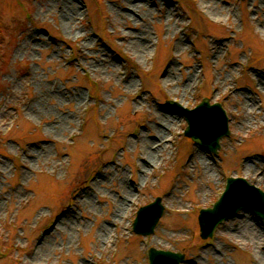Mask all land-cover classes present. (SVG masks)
<instances>
[{
  "label": "rangeland",
  "instance_id": "rangeland-1",
  "mask_svg": "<svg viewBox=\"0 0 264 264\" xmlns=\"http://www.w3.org/2000/svg\"><path fill=\"white\" fill-rule=\"evenodd\" d=\"M67 1L68 27L64 0H0V264H148L150 246L264 264L253 211L208 238L197 221L229 175L264 190V0ZM203 96L229 115L216 153L167 110ZM156 195L153 232H134Z\"/></svg>",
  "mask_w": 264,
  "mask_h": 264
},
{
  "label": "water",
  "instance_id": "water-1",
  "mask_svg": "<svg viewBox=\"0 0 264 264\" xmlns=\"http://www.w3.org/2000/svg\"><path fill=\"white\" fill-rule=\"evenodd\" d=\"M167 103L172 110H179L185 114L189 122L185 129L186 135L207 149L216 151L219 147V138L228 133L227 118L219 103L210 105L205 99L192 110L179 109V104L173 100H168ZM240 207L252 208L264 218V191L247 183L243 178L230 177L224 193L215 206L201 210L199 221L202 236L211 235L214 226L222 218L231 215ZM161 211L159 198L140 208L134 223L137 231L144 233L152 231ZM182 258L183 254L179 252L155 248L150 251V264H178Z\"/></svg>",
  "mask_w": 264,
  "mask_h": 264
},
{
  "label": "bare ground",
  "instance_id": "bare-ground-1",
  "mask_svg": "<svg viewBox=\"0 0 264 264\" xmlns=\"http://www.w3.org/2000/svg\"><path fill=\"white\" fill-rule=\"evenodd\" d=\"M125 1H126L127 6H129V7H133V8H136V9H137V8H140V7L142 6L141 3H132V2H130V0H125ZM64 3H65L66 8H67V10H66V13H67L66 15H67V17H66V19L64 20V24L66 25V27H68L69 22H71V20H72L74 14H75V11H77V9L73 7L72 10L69 11L68 7H71L72 2L70 1V3H69V1L64 0ZM127 13H128V12H127ZM127 13H123V12L115 11V15H116V17L119 16V15H121V17L123 18L124 16H128ZM137 39H138V41H137V40H136V41L134 40V41L132 42V44L135 46V49H136L137 51H144L145 48H147V43L144 42L143 39H139V37H138ZM142 40H143V41H142ZM78 98H79V97H78ZM152 153H153V151H150V150H149V154H152ZM147 163H149V162L146 161V164H147ZM126 200H127V198L124 197V198L120 201L121 203L118 204V207L124 205L125 202H126ZM105 230H106V228H104V226H102V228H101L99 231H100L101 233H103V232H105ZM100 232H99V233H100Z\"/></svg>",
  "mask_w": 264,
  "mask_h": 264
},
{
  "label": "trees",
  "instance_id": "trees-1",
  "mask_svg": "<svg viewBox=\"0 0 264 264\" xmlns=\"http://www.w3.org/2000/svg\"><path fill=\"white\" fill-rule=\"evenodd\" d=\"M186 3L188 2V1H185Z\"/></svg>",
  "mask_w": 264,
  "mask_h": 264
}]
</instances>
